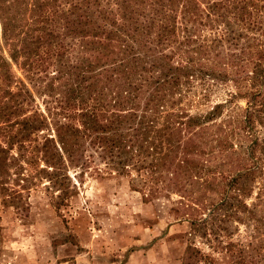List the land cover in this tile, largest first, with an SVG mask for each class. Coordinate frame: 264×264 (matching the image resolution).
<instances>
[{"label":"trees","instance_id":"obj_1","mask_svg":"<svg viewBox=\"0 0 264 264\" xmlns=\"http://www.w3.org/2000/svg\"><path fill=\"white\" fill-rule=\"evenodd\" d=\"M13 64L60 110L30 112L33 93ZM229 83L226 100L191 112ZM235 97L246 99L243 115L217 122ZM45 128L53 134L34 151L46 172L76 166L91 148L108 170L174 186L185 208L176 213H194L184 219L190 241L226 239V254L243 247L264 264V0H0L5 205H19L10 177L21 159L32 165L28 148ZM240 225L247 244L232 239ZM185 254V264H219L196 247ZM240 260L227 264L254 262Z\"/></svg>","mask_w":264,"mask_h":264},{"label":"rangeland","instance_id":"obj_2","mask_svg":"<svg viewBox=\"0 0 264 264\" xmlns=\"http://www.w3.org/2000/svg\"><path fill=\"white\" fill-rule=\"evenodd\" d=\"M12 71L33 93L30 112L44 114L45 106L60 110L56 98L32 87L17 64ZM227 90H234L233 84L211 88L203 105L191 106V112L226 100ZM232 101L225 105L217 122L233 123L226 119L230 111L243 115L246 99L235 97ZM52 134L46 128L41 132L39 140L28 148L27 155L35 156L32 165L21 159L22 173L10 177L9 186L20 193L21 201L18 206L0 202V264H185L188 245L219 264L239 263L241 255L243 260L257 264L260 256L250 249L241 247L226 254V239L197 237L190 241V222L184 219L194 213L189 218L176 213L178 208H185L177 204L180 193L174 186L151 188L144 182V175L135 170H108L91 148L76 166L61 164L55 174L46 172L34 145L43 141L42 136ZM209 194L213 193H205L204 199L212 196ZM187 200L183 202L190 203ZM232 239L241 245L252 241L242 225ZM186 262L204 264L202 259Z\"/></svg>","mask_w":264,"mask_h":264}]
</instances>
